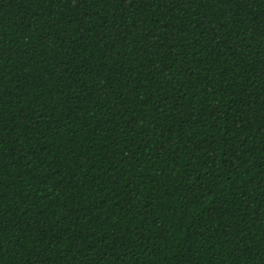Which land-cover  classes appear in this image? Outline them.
Masks as SVG:
<instances>
[{"label":"trees","instance_id":"16d2710c","mask_svg":"<svg viewBox=\"0 0 264 264\" xmlns=\"http://www.w3.org/2000/svg\"><path fill=\"white\" fill-rule=\"evenodd\" d=\"M0 264H264V0H0Z\"/></svg>","mask_w":264,"mask_h":264},{"label":"snow or ice","instance_id":"6c2138e0","mask_svg":"<svg viewBox=\"0 0 264 264\" xmlns=\"http://www.w3.org/2000/svg\"><path fill=\"white\" fill-rule=\"evenodd\" d=\"M245 2H246V0H245ZM185 3H187V0H185ZM225 19H227V17H225Z\"/></svg>","mask_w":264,"mask_h":264}]
</instances>
